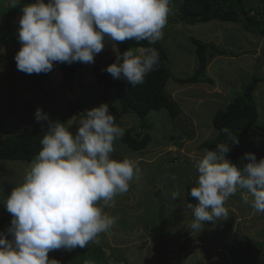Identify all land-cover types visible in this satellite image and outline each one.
<instances>
[{"label": "clouds", "instance_id": "9594fccd", "mask_svg": "<svg viewBox=\"0 0 264 264\" xmlns=\"http://www.w3.org/2000/svg\"><path fill=\"white\" fill-rule=\"evenodd\" d=\"M20 2L9 0V7H17ZM170 3L35 0L23 4L17 28L21 47L14 56L16 67L31 75L47 74L54 62L59 69V63L94 65L99 61L94 62V57L104 49L106 38L113 44L127 40L154 44L163 36ZM114 51L116 60L105 70L132 86L144 83L145 75L159 61L152 47ZM34 116L37 123L47 122L49 131L41 139L42 147L23 181L3 202L12 219L7 235L0 233V264H60L57 259H49L50 251H71L85 248L89 242L98 243V235L107 232L114 222L98 202L111 206L114 196L126 192L139 172L135 161H118L110 156L114 141L123 137L124 130L116 125L108 104L85 110L78 120L77 115L72 117L77 125L75 134L64 123L53 125L40 108ZM221 131L231 137L229 129ZM232 140V144L239 142L237 137ZM230 149L227 144H219L215 150H201L204 155L195 165L197 182L190 183L194 185L190 195L198 203L187 205L194 216L189 227L195 233L204 230L205 222L215 224L228 217L225 201L237 187L247 189L252 207L264 212V158L257 161L254 153H245L248 162L240 169L228 158ZM172 196L175 199L179 193Z\"/></svg>", "mask_w": 264, "mask_h": 264}, {"label": "rangeland", "instance_id": "374dc122", "mask_svg": "<svg viewBox=\"0 0 264 264\" xmlns=\"http://www.w3.org/2000/svg\"><path fill=\"white\" fill-rule=\"evenodd\" d=\"M262 1L246 0L247 5L254 8L258 4L262 5ZM34 2L35 0L30 3ZM170 5L172 8L175 7L174 3H170ZM0 6L1 9H7L9 0H0ZM171 14L172 11L162 29L163 36L159 42L169 56L171 73L174 77L185 78L191 75L196 67L197 59L194 46L189 41L190 37L229 49L236 53V56H213L209 60L206 73L213 79L214 86L207 84L179 86L169 82L166 93L178 105L180 115L171 122L166 109L153 113L147 120L151 126L147 130L151 141L146 149L169 148V152L172 154L178 152L183 157L195 160L201 152L198 149L200 142L214 137L217 133L211 124L215 112L222 110L234 95L240 93L253 75H258L263 79L253 96L257 105L256 109L259 112L258 124L264 130V39L244 32L239 25L234 23L213 20L209 23L192 26L180 22L173 24L170 22ZM21 15L20 9L8 28H2L3 20L0 17V35L6 36L10 41L13 40L6 55L9 60H14L15 54L19 50L17 28ZM113 47L118 49L116 42L113 44L106 38L105 47L95 55L94 62L107 60L110 57L116 58L117 52ZM248 51H252L250 55ZM239 52L242 54L237 56ZM259 58H262L260 63ZM92 65L93 63L80 62V73L76 79L70 85L63 86L61 70L54 62L53 69L46 74L47 76L45 75L46 79L48 78L46 81L50 79L49 82L52 83L49 95L54 105L57 104L53 108L52 105L45 103L39 93L27 87V82L21 79V74L16 69L3 61L0 64V138L7 136L10 131L20 132L21 125L24 128L27 125L28 128L35 126L37 122L34 113L37 108L51 115L58 109L63 110L67 102L77 99L84 103L87 109L99 106L102 87H98L94 83ZM42 74L36 75L41 76ZM111 100L112 102L116 101L113 94H111ZM30 102L33 104L29 105ZM203 103L205 104L203 105ZM23 107H27L31 111L25 112L22 110ZM201 107L203 110H200V116L192 118L191 113ZM79 114L80 112L76 111L75 115L66 120V127L69 126L68 130L73 134L77 131V125L71 118L77 115L76 119L78 120ZM25 117L29 120H25ZM20 122L23 124H19ZM115 123L119 127L120 125L138 126L139 118L134 114H127L119 118L115 117ZM162 136L166 143L169 142V147H165L164 143L153 142L155 145L152 143L154 139L162 138ZM241 142L239 147L242 151L254 153L257 161L261 156L264 158V144L261 147L256 144V141L252 142L246 138H242ZM113 147L116 152H126L125 145L119 139L114 141ZM151 154L148 153V157L145 158L149 165L138 167L139 172L129 182L128 190L114 196L111 206L104 205L103 201L98 202V206L102 207L103 212L114 222L107 232L98 235V243L89 242L88 245L96 249L87 250L84 260L91 261L93 264H249L246 262V257L241 259L238 252L231 253L226 249V246L233 243L238 234L239 240L245 236L253 239L260 236L261 229L257 228L252 231V228L263 222L264 212H258L252 207V197L248 190L237 187L236 193L225 201L224 206L228 210V217L215 221V224L205 222L204 230L195 233L189 227L194 220L192 211L187 207L191 203L186 200L183 190L185 188L183 184H190L193 181L185 182L189 167H186L187 164L182 159L179 162L178 158H174L175 160L170 162V153H167L163 158L159 157V159H156L158 157L156 151L150 158ZM202 154L204 155V153ZM22 164L14 161L0 162V175L5 176V170L8 167V174L6 179L1 181L0 188L10 185L12 189L18 185L12 184V179L9 176L20 172L21 168L19 167ZM190 172L192 178L197 182L196 167ZM181 188L183 189L179 201L172 203L170 207L168 205L166 211V205L162 206L163 203L167 204L168 196L178 192ZM9 193L6 192L4 197H0L1 203L5 201ZM158 202L159 204H157ZM170 209L172 210L171 214ZM6 214V208L0 207V233L7 235L6 230L10 226L12 217L10 213ZM176 214H180V217L174 218ZM257 219V223H253ZM159 222L170 230V236L164 235L162 241L159 239L160 233L152 232L153 224L159 225ZM217 222H219L218 225ZM223 225L227 233H223ZM234 249L236 250L237 247ZM117 250L124 253L111 256V252L114 254ZM48 256L49 259L52 258V251L48 253ZM255 260L257 262L250 264H264V254L257 255Z\"/></svg>", "mask_w": 264, "mask_h": 264}, {"label": "trees", "instance_id": "16d2710c", "mask_svg": "<svg viewBox=\"0 0 264 264\" xmlns=\"http://www.w3.org/2000/svg\"><path fill=\"white\" fill-rule=\"evenodd\" d=\"M32 1L33 0H21L20 4L14 8L8 6L7 9H1L0 6V17L3 20L2 28L10 27L11 21L17 15V11L21 9L23 4H27ZM171 3L175 4L174 8L169 5L172 11L170 22L173 24L180 22L184 25L192 26L195 24L209 23L213 20L223 23H236L241 26L244 32L255 37L264 38V0L262 1V5L258 4L255 8L248 6L246 0H171ZM189 41L194 46L197 63L191 75L185 78H177L172 75L169 56L159 40L154 44H149L146 40L139 42L135 40L116 42L120 53L127 49L142 47H152L158 52L159 61L154 66V70L145 75L144 83L142 84L132 86L124 79L113 78L112 75L105 69L108 65L115 62L116 58L114 57H110L107 60H99L92 66L91 69L94 83L98 85V87H102L101 104H108L109 112L114 117L119 118L123 115L134 114L139 118L140 132H135V134H133V132L137 131V129L127 128L124 130L123 137L119 138L120 142L125 145L127 150L139 152L147 148V145L151 141V137L147 133L141 134V132L143 130L150 129L151 126L147 120L153 113L159 112L161 109H166L171 120L176 119L180 115V110L177 104L166 93V87L169 81H172L179 86L198 84L214 86L213 79L206 73L209 60L213 56H236V53L233 51L222 48L211 42L201 41L194 37H190ZM11 42H13V40L10 41L6 38V36L4 37L0 35V64L3 63V61H6L7 65L10 64L17 70L18 73L21 74V79L27 82L26 85L29 89L31 88L35 92L39 93L44 98L46 104H50L53 108H55L57 104L54 105L53 100L49 95L52 89V83L49 82L50 79L46 81L48 79H46L47 75L45 73L41 76H38L35 73L29 75L21 72L17 69L15 60H9L7 58L6 55L8 54ZM18 47L20 48L21 44H19ZM250 52L252 51H249V53ZM241 54L242 53L239 52L237 56ZM261 59L262 58L258 59L259 63ZM79 65L80 62H73L72 64L60 63V69L62 72L61 83L63 86L70 85L76 79L78 73H80ZM262 82V77L253 75L249 83L243 87L240 93L234 95L231 101H229L222 110L215 112L212 117L211 124L217 133L210 139L202 140L198 145L199 151L202 150L205 152L206 149L215 150L217 145L227 144L231 147L228 153V158L236 164L238 168L242 169L244 167L248 161L245 158V152L239 147V143L242 141V138H246L254 142L256 141V144L259 146L261 145V147L264 144V130L257 123V105L253 96V93L257 89L258 85ZM111 94H113L116 100L115 102H112ZM30 104L33 103L30 102L29 105ZM22 110L25 112L31 111L27 109V107H23ZM85 110H88L86 105L77 99L76 101L67 102V105L63 107V110L58 109L57 112H52V114L48 115V117L49 121H51L53 125L61 122L64 123L66 127L67 118L73 116L76 111L83 113ZM26 119L29 120L25 117V120ZM19 124H23V122H20ZM23 128L17 133L10 131L7 136L0 139V162L14 161L29 164L38 155V152L42 147L40 141L46 132L49 131L47 128V122L37 123L32 128L27 127L26 131H23ZM223 128L230 130L231 137L221 131ZM232 137H237L239 142L232 144ZM169 153L171 155V160H169L170 162L174 161V158H178V156L181 155L178 152L175 153L176 156H172L171 152ZM139 165L140 164H138V166ZM183 185L185 186L186 200L193 205L197 204L198 201L190 195V189L194 185ZM182 189L183 188L178 190L179 196L177 198L173 199V193L168 196L167 204L163 203L162 205H166V211L168 205L170 207L172 203H177L179 201ZM157 204H159V202ZM171 213L172 210L170 209V214ZM221 221L223 222V219ZM257 221L258 219L253 223H257ZM218 224L219 222H217V225ZM223 227V231L227 233L224 225ZM256 228L257 226L252 228V231ZM152 232L158 234L160 233V241L163 240L164 235L170 236L169 228L165 227L160 222L159 225L153 224ZM238 238L239 234L234 239V244L231 243L226 246V249L229 252H238L240 258L243 259L246 257V262L249 264L256 261L255 258L257 255L264 254V241L260 238L257 237L253 239L247 236L241 238V240ZM234 247H237V249L235 250ZM90 249L95 250L96 248H92L87 245L85 248L77 247L71 251L64 249L53 250L52 259H57L60 264H85L86 261L84 260V257L87 254V250ZM117 253L122 254L124 252L117 250L114 254L111 252V256L114 257ZM217 254L220 253L217 252ZM260 261L262 262V260Z\"/></svg>", "mask_w": 264, "mask_h": 264}, {"label": "crops", "instance_id": "0c3cea01", "mask_svg": "<svg viewBox=\"0 0 264 264\" xmlns=\"http://www.w3.org/2000/svg\"><path fill=\"white\" fill-rule=\"evenodd\" d=\"M248 40H250L251 38H247ZM206 42H208V41H206ZM251 45V44H250ZM249 47V46H248ZM136 49H138V48H134V51L136 50ZM246 51H247V48L245 49ZM249 52V51H248ZM249 55H250V53H249ZM60 64V63H59ZM170 83H173L172 81H169ZM169 82H168V84H169ZM175 84V83H174ZM199 85V84H198ZM174 101V100H173ZM175 102V101H174ZM176 103V102H175ZM206 103V102H205ZM205 103H203V105L205 104ZM208 103V102H207ZM192 104H194V103H192ZM178 106V105H177ZM202 109V107L199 109V110H195L194 112H192L191 113V117L192 118H197V117H199L200 116V110ZM203 110V109H202ZM257 113H259L258 111H257ZM171 122H172V120H171ZM199 123V122H198ZM257 123H258V120H257ZM200 124V123H199ZM120 127L121 128H123V130H126L127 128H136L137 129V131H134L133 132V134H135V132L136 133H139L140 132V130L138 129L139 128V125L138 126H129V125H126V126H123V125H120ZM17 128L18 129H20V128H23L22 127V125H21V127L19 128L18 126H17ZM24 130L23 131H26L27 130V126H25V128H23ZM145 133H147V130H143L142 132H141V134H145ZM164 136V135H163ZM163 136H162V138H157V139H154L153 141H152V143L153 142H155L156 144H158V142L159 143H164L166 146L165 147H169L170 146V144H169V142L168 143H166V141H165V138H163ZM1 139V138H0ZM249 141H251V140H249ZM253 142V141H252ZM154 144V143H153ZM155 145V144H154ZM148 146V145H147ZM240 146V145H239ZM164 147V148H165ZM157 152L158 153V157L156 158V159H159V157L160 158H163L167 153H169V151H170V149L169 148H166V149H161V148H149V149H145V150H143V151H139V152H132V151H129V150H127L126 149V152H122V153H120V152H116V151H113L111 154H110V156H111V158H113V159H116V160H118V161H121V160H123V159H125V158H128V159H131V160H133V161H135L136 162V165L138 166V164H140L138 167H140L141 165L142 166H146V165H149V163L148 162H146V160H145V158L146 157H148L147 156V154L148 153H152L151 155H150V158L152 157V155L154 154V152ZM203 152H200V154H199V156H195L196 157V159L195 160H193V159H188V158H186V157H183L182 155H180V156H178V159H179V162H181L180 161V159H182L183 160V162L185 163L186 162V164H187V166L186 167H189V171H188V174H187V177L185 176V182H189V181H191V180H193L192 182H196L193 178H192V176H191V170H193V168L195 167V163L197 162V161H199L202 157H203V154H202ZM172 156H176L175 155V153L174 154H172ZM262 158V156L261 157H259V160ZM156 159H154V160H156ZM154 160L152 161V163L154 162ZM258 160V161H259ZM141 161H143V162H141ZM8 162V161H7ZM163 163H164V161H162ZM20 163H23L19 168H21V170H20V172H17V173H15V174H12V175H10L9 177H10V179H12L11 180V183L12 184H19V183H21L22 181H23V178H24V176H25V174H26V172H27V170L29 169V165L31 164V163H29V164H27V163H25V162H20ZM3 165H6V164H3ZM7 166V165H6ZM5 172H6V175L8 174V167H7V169L5 170ZM182 173H183V170H182ZM18 174V175H17ZM6 175L4 176V175H0V184H1V181H3L4 179H6ZM147 175V174H146ZM20 179H22L21 181H20ZM11 184V185H12ZM11 187L12 186H5L4 188H0V197H4V195H5V193L6 192H10V190H12L11 189ZM0 207H5L4 206V204L3 203H1V200H0ZM8 213L9 212H7V214L6 215H8ZM230 226H231V224H230ZM3 228V227H2ZM257 228H260V229H262L261 231H260V236H259V238L261 239V240H263L264 241V219H263V222L262 223H260L258 226H257ZM256 228V229H257ZM52 253H53V251H52ZM53 257V256H52ZM52 259V258H51Z\"/></svg>", "mask_w": 264, "mask_h": 264}]
</instances>
